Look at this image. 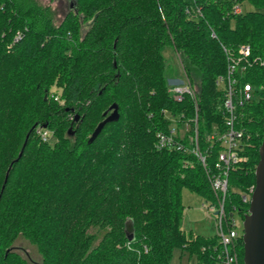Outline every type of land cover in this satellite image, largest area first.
<instances>
[{"label": "trees", "instance_id": "16d2710c", "mask_svg": "<svg viewBox=\"0 0 264 264\" xmlns=\"http://www.w3.org/2000/svg\"><path fill=\"white\" fill-rule=\"evenodd\" d=\"M237 1L246 0H76L57 24L50 4L0 0V264H30L21 237L36 245L38 264H172L177 246L216 263L219 235L181 226L183 187L217 202L188 149L195 125L176 136L183 148L161 145L158 133L180 130L197 102L200 146L214 168L222 145L208 134L214 122L223 126L224 46L250 43L252 58L264 57V0L229 12ZM167 44L197 101L174 97ZM244 80L259 96L242 108L247 143L225 201L243 219L250 202L241 193L255 185L264 135V64L255 61ZM115 102L120 117L90 142ZM237 245L245 264L242 233Z\"/></svg>", "mask_w": 264, "mask_h": 264}, {"label": "built area", "instance_id": "2783aa9c", "mask_svg": "<svg viewBox=\"0 0 264 264\" xmlns=\"http://www.w3.org/2000/svg\"><path fill=\"white\" fill-rule=\"evenodd\" d=\"M243 3L235 2L229 12H243ZM201 10V6L198 7ZM212 35L216 36L215 31ZM227 57L226 71L217 77V84L224 92L221 108L224 112L223 126L219 127L218 122L213 123V130L209 132L208 137L211 140L217 139L221 142V148L218 152L214 168L208 167L207 154L202 151L199 142L198 123L199 112L196 102V113L191 120H185L180 128L173 126L169 132H159V143L161 145L175 146L183 148L185 145L177 139L179 134L182 139L185 138L192 122L195 125L194 134L190 137L192 144L188 149L194 152L205 165L212 189L217 194V202H210L209 208L214 210L217 220V234L220 237V247L218 259L214 264H238L239 254L237 239L243 230V225L239 222L236 214H229L225 201L229 192L231 169L242 159L241 151L246 145L245 117L242 111L245 103H248L259 96V87L252 81H245L244 76L255 61L264 64V57L251 56L252 46L250 43H242L237 50L224 46ZM171 90L174 97L182 99L185 92L190 93L197 101V95L189 78L185 79L171 78ZM38 132L44 140H50V131L43 126L38 127ZM255 185H251L248 190L241 193L245 202H250L251 194ZM208 201V200H207Z\"/></svg>", "mask_w": 264, "mask_h": 264}, {"label": "rangeland", "instance_id": "374dc122", "mask_svg": "<svg viewBox=\"0 0 264 264\" xmlns=\"http://www.w3.org/2000/svg\"><path fill=\"white\" fill-rule=\"evenodd\" d=\"M44 4L52 6L54 19L56 23L62 22L66 13L71 10V4L76 0H40ZM76 6V5H75ZM243 10L256 9V6L251 1L243 2ZM163 52L168 60V74L171 78L185 79V72L183 70L179 52L171 44H167L163 48ZM47 129V128H46ZM51 134V141L56 138L53 132ZM183 212L181 218V226L186 229L188 233H201L206 236L217 233V220L214 210L209 208L206 197L196 191L183 187ZM239 222L243 225V218L239 212H236ZM242 230L243 227L241 226ZM16 245L23 252L24 255L30 256V264H38L41 260V255L35 244L31 243L24 237L16 241ZM28 254V255H27ZM172 264H199L196 254L190 255L188 251H182L181 247H175Z\"/></svg>", "mask_w": 264, "mask_h": 264}, {"label": "water", "instance_id": "95a60500", "mask_svg": "<svg viewBox=\"0 0 264 264\" xmlns=\"http://www.w3.org/2000/svg\"><path fill=\"white\" fill-rule=\"evenodd\" d=\"M75 5L76 2H73L71 7L73 8ZM104 116L91 133L90 142L97 137L106 123L117 120L120 117L118 103L111 104L104 111ZM26 142L27 140L25 144ZM259 154L260 158L255 169V187L251 194L248 212L245 213L243 220L242 236L244 240L245 264H264V135L259 147ZM132 237L133 234H130V238Z\"/></svg>", "mask_w": 264, "mask_h": 264}]
</instances>
